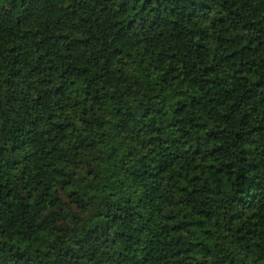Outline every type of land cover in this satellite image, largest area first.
<instances>
[{"label":"trees","instance_id":"1","mask_svg":"<svg viewBox=\"0 0 264 264\" xmlns=\"http://www.w3.org/2000/svg\"><path fill=\"white\" fill-rule=\"evenodd\" d=\"M0 264H264V0H0Z\"/></svg>","mask_w":264,"mask_h":264}]
</instances>
